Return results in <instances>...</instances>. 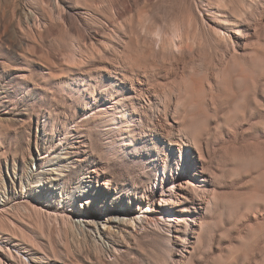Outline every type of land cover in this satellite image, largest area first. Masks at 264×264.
Segmentation results:
<instances>
[{
    "label": "rangeland",
    "instance_id": "rangeland-1",
    "mask_svg": "<svg viewBox=\"0 0 264 264\" xmlns=\"http://www.w3.org/2000/svg\"><path fill=\"white\" fill-rule=\"evenodd\" d=\"M0 264H264V0H0Z\"/></svg>",
    "mask_w": 264,
    "mask_h": 264
},
{
    "label": "bare ground",
    "instance_id": "bare-ground-1",
    "mask_svg": "<svg viewBox=\"0 0 264 264\" xmlns=\"http://www.w3.org/2000/svg\"><path fill=\"white\" fill-rule=\"evenodd\" d=\"M179 169V168H178ZM53 174H55V172L53 173ZM194 175V174H193ZM159 182H162L161 180L159 181ZM185 182L187 183V186L184 188V187H182L181 189L183 190V192H184V196H183V200H184V202L183 203H186V204H188V203H191L192 202V191H193V189H194V183L192 182V179L190 178V177H187L186 178V180H185ZM186 185V184H185ZM174 184L173 183H171L170 185H169V189L167 190V192H169L170 194H171V197L169 198V200L168 201H166V200H164V199H162V207H168V209H170L171 210V216H167V218L168 217H170V221L172 220V219H175V220H177V221H179V219L175 216V207H177L178 206V203H177V201L175 200V190H174ZM164 194V192H162V194L161 195H163ZM197 204H199V203H197ZM143 220V217L141 218V221ZM76 222V221H75ZM131 222H135L136 223V217L135 218H132L131 219ZM143 222V221H142ZM74 224V223H73ZM79 225H80V223H78Z\"/></svg>",
    "mask_w": 264,
    "mask_h": 264
}]
</instances>
